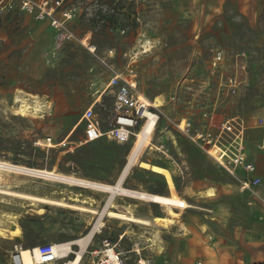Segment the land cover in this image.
<instances>
[{"label":"rangeland","instance_id":"1","mask_svg":"<svg viewBox=\"0 0 264 264\" xmlns=\"http://www.w3.org/2000/svg\"><path fill=\"white\" fill-rule=\"evenodd\" d=\"M110 2L65 0L64 10H75L69 27L76 38L60 49L55 47V32L48 20L15 11L6 14L0 8V159L116 183L133 144L119 145L106 137L86 142L82 118L95 102L103 129L110 126L112 95L108 82L113 70H123L133 56L140 92L149 99L157 95L166 99L161 107L165 115L155 133V143L164 152L147 150L124 181L125 187L146 192L176 188V195L190 201L195 200L196 188L210 185L223 192L233 187L238 180L180 133L173 121L188 117L194 128L207 124L217 132L228 118L239 115L247 120L250 131L255 130L257 118H264V0ZM98 10L112 15V20L95 15ZM216 50H223L225 55L220 70L211 66ZM230 77L238 80L236 91L229 86ZM20 90L39 95L51 103V108L44 116L17 115L14 100ZM172 96L176 99L168 102ZM3 177L0 183L7 190L56 198L59 196L52 195L56 190L80 193L88 200L84 205L100 213L109 197L105 191L15 173ZM116 203L123 208L135 205L137 216L152 217L165 210L160 204L121 193L116 195ZM40 208L43 214H39ZM0 213L17 214L21 229L18 237L10 235L12 230L9 236H0V264H11L14 245L22 244L18 239L23 232L29 238H39L56 224L63 239L69 236L65 229L78 224L84 226L80 238L93 228L89 222L95 224L99 219L69 208L1 196ZM180 216L178 211L155 216L160 219L158 223L142 227L105 215L106 227L97 231L82 264H91L94 258L90 252L103 249L105 239L117 243L128 264H143V260L148 264H177L170 256H155L167 250L162 228L175 226ZM127 232L130 238L122 239ZM133 248L143 249L139 262L137 253L130 252ZM73 250L79 251V247Z\"/></svg>","mask_w":264,"mask_h":264},{"label":"built area","instance_id":"2","mask_svg":"<svg viewBox=\"0 0 264 264\" xmlns=\"http://www.w3.org/2000/svg\"><path fill=\"white\" fill-rule=\"evenodd\" d=\"M64 1L0 0V8L6 14L15 11V13L30 14L36 20H48L55 30V47L60 49L68 41L76 38L75 33L69 27L70 22L75 17V10H64ZM58 12L61 15H58ZM91 48L92 46L88 47L90 51L94 52L95 48L93 47L94 50ZM224 60V51L216 50L211 61L212 68L220 70L224 65ZM135 62V57L129 56V61L124 69L113 70L111 74L108 82V88L112 95L111 120L107 129H103L101 120L95 112V102L84 112L82 120L86 142L106 137L117 144L132 143L134 146L151 120L155 123L154 134L156 133L161 118L165 115L161 107L164 106L166 99L163 98V106L159 108L152 107L145 102L139 90ZM227 81L233 91H236L237 78L230 77ZM175 99L176 96H172L168 102ZM173 124L180 133L188 136L231 176L236 178L242 190L251 189L261 183L260 178L251 176L256 171V165L248 160L245 151V131L247 128L245 118L239 115L228 118L217 132H214L207 124L201 128H194L192 120L188 117L180 118L177 122L173 121ZM256 125L264 129V118L258 117ZM215 147L220 150L221 160L215 159L209 153ZM102 244L103 249L90 252L94 258L91 264H127V260L118 250L117 244L112 243L109 239L103 240ZM21 247L22 244L20 243L14 245L11 264H23L19 259V248ZM35 248L39 254V264H56L60 260L55 243L43 242ZM109 250L112 251V255L107 253ZM197 264H201V262Z\"/></svg>","mask_w":264,"mask_h":264},{"label":"crops","instance_id":"3","mask_svg":"<svg viewBox=\"0 0 264 264\" xmlns=\"http://www.w3.org/2000/svg\"><path fill=\"white\" fill-rule=\"evenodd\" d=\"M255 127V130L250 131L251 128L247 122L245 151L248 160L256 165V171L251 176L260 178L261 183L251 189L242 190L237 182L223 192H219L210 185L196 188L193 184L192 188H196L194 201H190L188 197L176 195V188L174 190L166 188L165 195L185 198L191 207L184 211L176 209L181 213L176 225L169 229L162 228L165 235L164 246L167 250L155 257L161 259L170 256L177 264L264 263V129L257 125ZM2 187L7 186L0 183V188ZM211 189H215L216 196H209L207 192ZM163 212L161 215L154 213L152 217L147 218L167 216L164 209ZM56 228L55 224L52 230L46 231L39 238H29V235L23 232L18 241L22 244L75 241L79 238L84 226L78 224L69 226L65 229L69 236L63 239L60 238ZM125 235L124 238L121 237L122 235L120 237L126 239L131 236L128 232ZM72 246L73 249L76 247L74 244ZM142 251L136 248L130 250L137 253V261L143 258ZM75 256L73 252L67 259ZM65 260L60 259L56 264H66Z\"/></svg>","mask_w":264,"mask_h":264},{"label":"bare ground","instance_id":"4","mask_svg":"<svg viewBox=\"0 0 264 264\" xmlns=\"http://www.w3.org/2000/svg\"><path fill=\"white\" fill-rule=\"evenodd\" d=\"M91 50H94V48L92 47ZM141 95L145 102L148 103L150 106L155 108L163 106L162 95H157L153 99H149L143 93H141ZM14 101L15 113L20 116H44V112L46 111V109L51 108L50 102L44 100L39 95L28 93L24 90H20L18 93H16ZM154 124L155 123L153 120L148 122L144 131L140 134L138 141L132 147L131 152L129 153L127 158V163L123 167L118 180L114 184L86 179L72 174L54 172L47 169L28 167L22 164H16L7 160L0 159V180L4 178L3 176L5 175V173H15L26 177L42 179L53 184L65 186H81L85 188L108 192L109 197L106 204V208L101 213L94 207L84 205V203H87L88 201L86 200V197H84L85 195H81L80 193L74 192L65 193L64 190L53 191L52 195L59 196V198H56L48 195L41 196L17 192L13 190H7L2 187L0 188V196L3 198L25 200L31 202L32 204H42L46 206L69 208L85 215L89 214L94 218L99 216V219L95 224L93 222H89L90 225L94 226L89 231V233H87V235L80 237L75 241L55 243L56 250L60 256V259L69 258L70 254H72L73 252L75 253L76 256L74 258L65 260L66 264H82L84 259V253L90 246L97 231H103V229L106 227L105 221L103 220V217L105 215L113 219L137 224L142 227L153 226V224L158 223L160 221V219H158L157 217H153V219H148L147 217L137 216L135 205H127L125 208L120 207V205L116 203V195H119L121 193V196H127L134 199H140L145 202L160 204L163 208H165V211L168 213V215L175 214L177 212L176 209L184 211L191 207L189 201L185 198L127 189L124 185V181L131 174V170L134 168L135 165L138 164V162L141 160L147 150L164 152L162 147L159 146L160 144L157 145V143H155ZM48 141L51 140L48 139ZM41 142H39L38 144L49 147L53 146L51 142H46V144H44L45 142ZM219 152V148L215 147L209 153L213 157H215V159L221 160L222 157ZM207 193L209 194V196L216 195V193L212 189L209 190ZM38 212L39 214H43L44 209L40 208ZM18 224L19 223L17 214L0 213V236H9L8 233L10 230H12V234L10 235L18 237L21 233V229ZM13 226L15 227V229ZM141 237L144 236L141 235ZM73 244L79 247V251L73 250ZM107 253L109 255H112L111 250H109ZM19 259L22 261L23 264H39V254L35 247L19 248ZM142 263L148 264L144 260L142 261Z\"/></svg>","mask_w":264,"mask_h":264},{"label":"trees","instance_id":"5","mask_svg":"<svg viewBox=\"0 0 264 264\" xmlns=\"http://www.w3.org/2000/svg\"><path fill=\"white\" fill-rule=\"evenodd\" d=\"M114 2V0H111V4ZM99 12L97 13H95V15H97L98 17H107V18H109L110 20H112L111 19V16L112 15H106V14H102V10H98ZM120 145V144H119ZM125 145H127V144H125ZM130 148V147H129ZM129 150V149H128ZM152 192H154V193H158V194H164V192L163 191H160V190H158V189H155V190H153ZM158 215V214H157Z\"/></svg>","mask_w":264,"mask_h":264}]
</instances>
